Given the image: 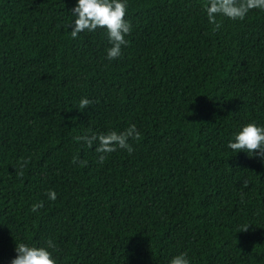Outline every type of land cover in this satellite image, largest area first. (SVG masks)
<instances>
[{"label": "trees", "instance_id": "1", "mask_svg": "<svg viewBox=\"0 0 264 264\" xmlns=\"http://www.w3.org/2000/svg\"><path fill=\"white\" fill-rule=\"evenodd\" d=\"M74 3L0 0V264L45 239L57 264H264V164L227 148L264 124V10L216 28L206 0H128L109 61L102 30L71 38ZM130 124L102 163L76 139Z\"/></svg>", "mask_w": 264, "mask_h": 264}, {"label": "clouds", "instance_id": "2", "mask_svg": "<svg viewBox=\"0 0 264 264\" xmlns=\"http://www.w3.org/2000/svg\"><path fill=\"white\" fill-rule=\"evenodd\" d=\"M204 11L210 24L219 28L217 17H224L233 21L243 20L250 10H264V0H206ZM128 10V0H75L74 6L66 11L71 17L67 25L72 39H77L81 33H93L102 30L111 45L106 48V58L109 61L122 55V47H126L129 41L126 37L132 31L131 23L125 18ZM92 101L81 98L80 109L88 107ZM140 133L135 124H130L123 132L110 131L106 134H84L76 137L78 142L91 147L98 144L95 151L101 153L98 159L103 162L104 154L112 153L119 149L131 153L133 151L128 143L130 138L138 139ZM227 148L235 154L243 152L250 158L258 159L264 164V124L255 121L242 123L235 129L227 142ZM75 162V161H74ZM81 163H84L81 161ZM28 164L24 159L19 163L23 169ZM50 201L56 199L53 190L47 192ZM43 202L38 201L31 205V211L36 213L43 208ZM250 225V224H249ZM249 225L241 226V231L248 229ZM56 244L52 239H45L42 245L25 242L15 243V255L9 264H57L53 256ZM167 264H192L187 252H179L168 259Z\"/></svg>", "mask_w": 264, "mask_h": 264}]
</instances>
